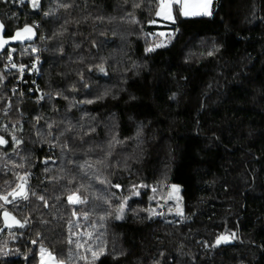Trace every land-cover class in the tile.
I'll return each mask as SVG.
<instances>
[{
    "label": "trees",
    "instance_id": "obj_1",
    "mask_svg": "<svg viewBox=\"0 0 264 264\" xmlns=\"http://www.w3.org/2000/svg\"><path fill=\"white\" fill-rule=\"evenodd\" d=\"M18 2L0 21L9 36L40 20L41 101L12 92L0 53V203L35 211L24 249L0 230V264H32L93 203L117 253L81 264H264V0L175 5L173 22L159 0ZM171 184L184 216L165 211Z\"/></svg>",
    "mask_w": 264,
    "mask_h": 264
},
{
    "label": "rangeland",
    "instance_id": "obj_2",
    "mask_svg": "<svg viewBox=\"0 0 264 264\" xmlns=\"http://www.w3.org/2000/svg\"><path fill=\"white\" fill-rule=\"evenodd\" d=\"M32 1V0H31ZM213 0H159L156 16L166 22H173L175 20L174 6H178L179 13L184 17L197 16V15H209L211 11V4ZM159 13V15H158ZM187 13V15H185ZM5 146H10L13 137L4 138ZM25 184V183H23ZM173 185L176 187L174 188ZM91 195L98 193V187L93 185H87L84 187ZM21 189L23 194L24 189ZM167 207L165 211L176 213L177 215L184 216L182 209L181 192L176 184H171L167 189ZM20 194V195H21ZM16 198L15 193L3 197L0 203V211L7 209L11 211L18 218H26L24 220V226L17 231L12 232L4 229L5 232L13 233L14 238L20 237L19 249H24L25 239L21 231L24 229L27 220H30V224L33 222V213L35 209L31 206H25L24 208L17 207L15 203H11ZM75 199V198H73ZM125 205H123L124 210ZM120 213H123L120 212ZM91 221L84 225L83 228L72 224L68 229L57 239L55 242L49 240L45 241L46 246H42L37 253V256L32 260V264H81L83 261L96 260L105 254L117 253V248L112 246L116 242L115 236L110 235L107 229L110 224L107 222L106 212L103 209V203H93L91 205L90 214ZM121 215V214H120ZM22 220V219H21ZM29 224V223H28ZM1 226V221H0ZM68 244V248L63 252H52L49 250L52 246ZM3 243L0 241V248ZM75 247L72 249L70 247ZM7 247V246H6ZM103 249V254L98 258H93V251L100 252Z\"/></svg>",
    "mask_w": 264,
    "mask_h": 264
},
{
    "label": "built area",
    "instance_id": "obj_3",
    "mask_svg": "<svg viewBox=\"0 0 264 264\" xmlns=\"http://www.w3.org/2000/svg\"><path fill=\"white\" fill-rule=\"evenodd\" d=\"M18 1V3L21 2V0ZM41 1L39 0V6ZM23 3L30 5L32 9L34 8L31 0H23ZM41 17L45 18L47 14L42 13ZM39 23L40 20H35L30 26L36 30ZM43 47L41 40L37 38L36 34L33 41L9 44L2 51L4 53L2 60L3 70L12 76V92L20 99L37 103L41 101L38 95L40 91L38 80L41 75L39 66Z\"/></svg>",
    "mask_w": 264,
    "mask_h": 264
},
{
    "label": "water",
    "instance_id": "obj_4",
    "mask_svg": "<svg viewBox=\"0 0 264 264\" xmlns=\"http://www.w3.org/2000/svg\"><path fill=\"white\" fill-rule=\"evenodd\" d=\"M0 25H2V27H0V53H2L4 48L9 44L30 42L33 41L36 37V30L31 26H27L28 28L31 29L30 31L24 30L26 26L19 29L17 32L20 33V38H15L17 32H15L12 35L6 36L4 34V26L1 21H0ZM0 220H1L0 230L20 228L22 225V221L20 220V218L15 216L11 211L7 209H2L0 211Z\"/></svg>",
    "mask_w": 264,
    "mask_h": 264
},
{
    "label": "snow or ice",
    "instance_id": "obj_5",
    "mask_svg": "<svg viewBox=\"0 0 264 264\" xmlns=\"http://www.w3.org/2000/svg\"><path fill=\"white\" fill-rule=\"evenodd\" d=\"M21 2H23V0H21ZM32 5H33L34 8L38 7L39 6V0H32ZM65 7H67V5H65ZM158 15H159V13H158ZM185 15H187V13H185ZM0 27H2V25H0ZM24 30L25 31H30L31 29L26 26ZM15 38H20V33L19 32L16 33V37ZM100 70L103 71V68L101 67ZM89 103H91V101H89ZM16 142H17V144H19L18 140ZM3 143H6V141H4L2 138H0V144H3ZM173 187L175 188L176 186L173 185ZM40 199H43V197H40ZM69 200H70L71 203L81 202L79 200L72 199V197H69ZM120 211L121 212L123 211V205L121 206ZM117 218L119 219L120 217L118 216ZM234 235L235 234H232L231 237H220V238H218L217 239V244H219L221 242H228L229 239L234 238ZM101 254H103V249H101L100 252L93 251V253H92L94 259L98 258V256L101 255Z\"/></svg>",
    "mask_w": 264,
    "mask_h": 264
},
{
    "label": "bare ground",
    "instance_id": "obj_6",
    "mask_svg": "<svg viewBox=\"0 0 264 264\" xmlns=\"http://www.w3.org/2000/svg\"><path fill=\"white\" fill-rule=\"evenodd\" d=\"M3 66V65H2Z\"/></svg>",
    "mask_w": 264,
    "mask_h": 264
}]
</instances>
